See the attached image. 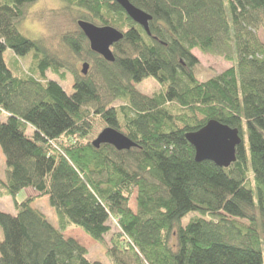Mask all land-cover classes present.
<instances>
[{"label": "trees", "instance_id": "obj_1", "mask_svg": "<svg viewBox=\"0 0 264 264\" xmlns=\"http://www.w3.org/2000/svg\"><path fill=\"white\" fill-rule=\"evenodd\" d=\"M37 1L0 0V197L16 207L0 210V264H104L65 237L69 227L103 246L111 264H264V0H129L152 17L150 34L113 0H62L76 25L124 34L114 62L91 50L79 26L63 35L77 61L91 62L87 74L21 33ZM194 50L233 66L201 82ZM48 73L73 76L72 93ZM147 78L161 91L141 93ZM212 120L240 131L228 168L197 162L186 138ZM105 128L137 146L96 148ZM44 197L57 226L32 205Z\"/></svg>", "mask_w": 264, "mask_h": 264}, {"label": "rangeland", "instance_id": "obj_2", "mask_svg": "<svg viewBox=\"0 0 264 264\" xmlns=\"http://www.w3.org/2000/svg\"><path fill=\"white\" fill-rule=\"evenodd\" d=\"M77 19L78 15L64 9V3L62 0H38L36 3L27 7L26 17L21 24L22 31H20L25 37L43 40L46 42L47 45L51 47V50L60 56V59L64 64L81 72L83 71V65L86 63L90 65L91 62L83 59L77 61L75 57L68 52L67 48L61 41L63 35L76 30L78 25L75 24V21H77ZM193 54L199 61V65L196 67L195 73L201 82H205L219 74H222L233 66L231 61H228L221 56L202 53L200 50H194ZM14 56L15 55L11 51L6 52L5 59L8 65H10L11 61H13ZM16 59L23 64V68H26V64L28 62H23V60H26L25 58L18 57ZM48 78L60 83L67 93H72L74 79L70 74H67L65 81H62L60 77L53 75L52 73H48ZM136 87L141 93L150 96L162 89V85L154 78H147L143 82L136 84ZM117 105L120 104L117 103ZM30 132H33V130L29 129V133ZM6 168V158L0 147V176L4 177ZM29 195H31V193L27 190L22 191L17 195L16 199L21 203L24 202ZM136 197L137 196L134 195L130 202V207L133 211H136L137 209ZM32 205L35 208H42L40 210L43 211L48 220L55 226L58 225L56 211L51 207L48 198L44 197L37 199L34 203H32ZM0 210L5 213L15 214L16 207L13 199L9 196H1ZM193 216L195 215L190 214L184 218V224L187 225ZM110 225L113 229L112 233L118 231L115 221H111ZM64 235L66 238H73L77 240L82 246H84L88 251L87 257L89 260L99 261L104 264H111L105 256V248L91 239L81 229L69 227ZM110 235L107 237V241H110ZM2 239L3 231L0 228V240Z\"/></svg>", "mask_w": 264, "mask_h": 264}, {"label": "water", "instance_id": "obj_3", "mask_svg": "<svg viewBox=\"0 0 264 264\" xmlns=\"http://www.w3.org/2000/svg\"><path fill=\"white\" fill-rule=\"evenodd\" d=\"M113 1L122 6L127 15L150 34L151 16L133 6L129 0ZM78 26L88 38L93 52L108 62L115 61L113 48L124 38L121 31L110 26L100 27L83 20L78 21ZM89 68V64H84L83 73L87 74ZM186 138L195 149L197 162L211 161L222 168H228L236 161L237 148L242 144L238 129H232L216 120L210 121L197 132L187 134ZM103 144L112 145L119 151L130 150L137 146L126 135L114 128H106L93 142L96 148H100Z\"/></svg>", "mask_w": 264, "mask_h": 264}]
</instances>
